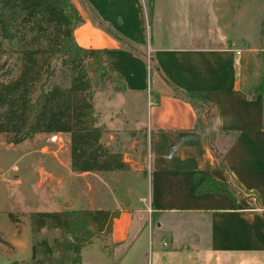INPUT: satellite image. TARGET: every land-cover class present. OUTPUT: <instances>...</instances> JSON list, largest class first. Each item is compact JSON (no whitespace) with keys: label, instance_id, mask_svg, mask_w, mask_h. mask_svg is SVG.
I'll list each match as a JSON object with an SVG mask.
<instances>
[{"label":"crops","instance_id":"crops-1","mask_svg":"<svg viewBox=\"0 0 264 264\" xmlns=\"http://www.w3.org/2000/svg\"><path fill=\"white\" fill-rule=\"evenodd\" d=\"M73 2L85 19L80 32L98 33L102 32L101 27L107 31L116 30L123 36V43L115 49L126 55L131 54V50L143 55L141 49L131 45L135 41L130 33L139 25L131 19L134 6L129 0ZM150 4L154 12V0H150ZM137 14L141 17L140 12ZM188 33L183 31L182 35L172 37L170 42L161 36L148 50L152 53L151 60L160 80L179 91L199 95L207 102V125L215 133L212 144L204 134L194 130L196 113L190 102L161 88L152 105L141 83L132 77L125 82L118 66L102 60V53V64L113 67L123 89L116 91L108 87L99 92H103L104 100L110 105H115L122 94L123 108L121 113L108 111L105 117L96 107L99 94L96 91L95 112L98 125L104 130L101 142L113 152L121 153L129 169L73 172L70 135L50 134L69 136L67 157L60 162L76 176L89 179L86 182L89 198L96 195L102 200L96 207L92 200L87 209L119 213L112 234H101L86 246L98 245L102 251L101 258L107 256L105 253L109 250L111 255L107 259L110 264L133 262L139 250L136 245L138 239L151 237L147 229L151 218L161 220L157 228H164L163 232L172 240L174 246L168 254H173V264L190 251L187 264H193L203 237L209 239L211 253L221 264H233L235 260L264 262V90L253 96L247 94L249 89H245L241 78L237 47L223 43L208 45L197 35L191 38V42ZM77 35L75 30V40L83 47ZM83 48L100 49L94 45ZM131 58L136 57L132 54ZM126 125L134 128L132 131L124 129ZM145 153L148 154L147 163ZM132 176L137 183L133 186L134 197L143 206L132 205L129 200L131 191L125 190L120 196L117 191H112L113 183L123 178L129 179L127 183H130ZM196 176L199 177L198 182ZM207 177L222 182L228 188L236 187L244 194H196L197 184ZM141 182L146 183L145 189H142ZM109 197L114 198V205L112 201L109 203ZM119 199L123 202L120 203ZM189 225L200 228L205 236L198 234L195 238L190 232L179 237L175 235L178 227L187 229ZM116 231L120 232L118 236ZM165 252H156L158 264L164 263L168 257Z\"/></svg>","mask_w":264,"mask_h":264},{"label":"rangeland","instance_id":"rangeland-1","mask_svg":"<svg viewBox=\"0 0 264 264\" xmlns=\"http://www.w3.org/2000/svg\"><path fill=\"white\" fill-rule=\"evenodd\" d=\"M129 2L134 6L131 19L140 27V29L134 27V32L130 33L137 43H129L133 48L141 49L143 55H138L134 50L126 55L122 50L115 49L117 45L122 46L123 36L116 30L114 32L110 31L111 29L103 30V27L100 29L102 32L98 33L86 30L80 32L82 26L79 25L75 29L78 32L77 40L83 47L85 45L100 47L102 60L118 66L125 82L131 77L137 79L145 88V95L150 98L152 105L156 102L159 89L164 88L173 92L175 87L158 78V71L151 60L152 53L148 50L149 46L152 43L156 44L161 36L164 41L170 42L172 37L182 35L183 31H189L191 42V38L197 35L208 45L223 43L237 47L240 51L239 67L245 89L253 91L255 86L263 81L264 0H154V12L150 0H129ZM139 12L141 17L137 14ZM132 54L136 58H131ZM3 61L7 65L8 78L15 77L19 69L17 56L7 54ZM65 75V71L58 70L52 81L67 82ZM90 76L93 79L95 93L108 87L115 89L119 85L115 74L103 82L93 72H90ZM97 96L96 107L105 117L111 110L121 113L122 94L118 96L115 105H110L109 101L104 100L103 92H99ZM132 125L131 128L126 125L124 129L131 130L134 128ZM128 136L130 137V134ZM68 137L42 133L14 145L8 141L7 135L0 134V264H30L33 253V234L29 220L31 212L87 209L91 206L92 200L95 207L99 206L98 202H102L96 195L89 198L91 196L86 194V182L89 180L86 176H76L61 163L67 157ZM122 137L125 138L126 135ZM148 154H144L146 163ZM128 180L123 178L114 181L112 191H117L119 196L125 190L131 191L129 200L132 205L143 206L133 194V186L137 184L135 178L132 176L130 183H127ZM140 185L145 189L146 183L141 182ZM142 194L147 196L145 191H142ZM113 199L109 197L108 201L109 203L112 201L114 205ZM118 201L121 203L123 199ZM162 220L167 222L164 218ZM160 222L161 220L155 218L148 221L147 229L151 232V237L138 239L136 243L139 247L138 254L133 257L131 264H158L156 252L161 254L164 251L167 252L165 255L168 257L161 264H173L171 260L173 254L168 252L174 245L168 234L163 232L164 228L162 230L157 228ZM199 229L194 225L187 226V229L181 226L175 230V235L179 237L183 233L190 232L195 238L198 234L205 236ZM118 233L120 232L116 231V236ZM57 237H59L58 231L43 230L38 239L46 238L53 243ZM208 241L207 237H203L200 241L202 243L198 248V254H195L196 259L193 264H221V261H216L211 253ZM101 253L98 245L86 247L82 252L83 264H110L107 259L108 255H111L110 251L107 250L105 253L107 256L104 258H101ZM190 253L191 251L183 254L174 262L187 264V255ZM233 264H264V262L235 260Z\"/></svg>","mask_w":264,"mask_h":264},{"label":"trees","instance_id":"trees-1","mask_svg":"<svg viewBox=\"0 0 264 264\" xmlns=\"http://www.w3.org/2000/svg\"><path fill=\"white\" fill-rule=\"evenodd\" d=\"M84 22L73 0H0V134L14 145L37 134H69L73 172L126 171L123 155L101 142L104 130L98 125L90 76L93 72L103 82L116 73L102 64L99 50L76 42L75 29ZM7 54H15L19 61L18 73L10 79L3 61ZM58 70L66 72L67 82L52 81ZM115 78L119 83L115 90L121 91V79ZM263 90L264 79L247 94ZM173 94L193 105L194 130L212 144L215 133L207 125V102L189 91L173 88ZM195 179L198 182L199 177ZM195 192L244 194L211 177L198 183ZM118 215L103 209L31 212L30 264H83V249L97 236L110 234ZM43 230L58 231L59 237L53 243L38 239Z\"/></svg>","mask_w":264,"mask_h":264},{"label":"built area","instance_id":"built-area-1","mask_svg":"<svg viewBox=\"0 0 264 264\" xmlns=\"http://www.w3.org/2000/svg\"><path fill=\"white\" fill-rule=\"evenodd\" d=\"M237 55H239V56H240V51H238V52H237Z\"/></svg>","mask_w":264,"mask_h":264}]
</instances>
